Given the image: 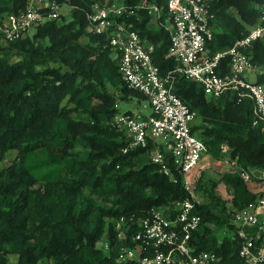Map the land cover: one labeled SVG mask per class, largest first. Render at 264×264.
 Here are the masks:
<instances>
[{
	"label": "trees",
	"instance_id": "1",
	"mask_svg": "<svg viewBox=\"0 0 264 264\" xmlns=\"http://www.w3.org/2000/svg\"><path fill=\"white\" fill-rule=\"evenodd\" d=\"M59 1L73 7L67 21L46 20L15 42L0 40V264H136L117 259L123 247H135L139 221L189 193L171 154L168 166L177 182L152 162V144L123 152L129 140L114 122L122 114L118 102L148 99L124 82L109 36L89 30L86 12L108 0ZM167 1L125 0L139 7L129 21L155 46L153 62L162 77L177 67L167 57L170 31L143 4L159 6L166 24ZM210 2L217 21L211 53L246 35L264 6V0ZM27 7L28 0H0V15ZM253 54L254 62L264 63V40L254 44ZM230 63L229 57L222 61L220 75L230 71ZM173 90L198 113L191 130L206 154L246 169L264 168V132L254 125L251 99L236 92L208 99L200 84L180 74ZM231 170L198 179L202 224L192 244L198 252L217 254L222 264H242L236 239L222 237V231L231 226L229 210L257 194ZM122 218H133L127 231L120 227ZM105 241L108 252L99 246Z\"/></svg>",
	"mask_w": 264,
	"mask_h": 264
},
{
	"label": "built area",
	"instance_id": "2",
	"mask_svg": "<svg viewBox=\"0 0 264 264\" xmlns=\"http://www.w3.org/2000/svg\"><path fill=\"white\" fill-rule=\"evenodd\" d=\"M167 2L168 23L172 29L161 21L159 6L143 4L148 15L170 31L167 57L174 59L177 67L167 77L160 75L153 62L155 46L143 41L129 21L138 15L139 7L129 6L125 0H108L106 4H93L86 15L90 32L109 36L111 46L119 54V71L124 82L130 89L145 95L152 107L148 116L127 113L115 118L116 126L126 132L129 140L123 152L126 154L134 148H147L152 144V162L158 164L171 181L177 182L168 166L167 154L174 157L184 178L198 166L207 147L191 130L198 113L173 90L176 74L200 84L208 99L218 100L228 92L251 99L254 125H261L264 132V83L259 82V77L264 76V63L253 59L254 44L264 40V6L258 24L246 35L236 40L232 47L211 53L208 45L215 37L217 21L210 0ZM62 6L66 5L59 0H28L25 11L0 15V40L15 42L46 20L60 19ZM227 57L231 60L230 71L220 75L222 61ZM251 76L256 79L251 80ZM229 163L231 172L240 174L251 184V191L257 197L242 208L229 210L231 226L222 231V237L236 239L242 264H264V168L246 169L235 161ZM183 183L189 196L175 201L168 210H154L150 216L141 219L133 236L135 247H123L118 263L222 264L217 254L198 252L192 244V238L202 224L197 209L203 201L192 185ZM133 222V218L129 221L122 218L119 223L127 231ZM102 247L108 252L109 241Z\"/></svg>",
	"mask_w": 264,
	"mask_h": 264
},
{
	"label": "crops",
	"instance_id": "3",
	"mask_svg": "<svg viewBox=\"0 0 264 264\" xmlns=\"http://www.w3.org/2000/svg\"><path fill=\"white\" fill-rule=\"evenodd\" d=\"M256 77V76H255ZM264 76L259 77V80ZM133 113V112H132ZM151 115V114H150ZM148 116V115H143ZM199 123V119L194 124ZM231 166L229 162H219L211 158L208 154H204L197 167L192 169L184 178L183 182H186L196 187L198 179L204 174L207 177H217L218 174L230 171Z\"/></svg>",
	"mask_w": 264,
	"mask_h": 264
},
{
	"label": "rangeland",
	"instance_id": "4",
	"mask_svg": "<svg viewBox=\"0 0 264 264\" xmlns=\"http://www.w3.org/2000/svg\"><path fill=\"white\" fill-rule=\"evenodd\" d=\"M62 15L60 17V23L64 22V21H67L69 18H70V15H69V12H70V8H68L67 6H62ZM166 24L167 26L172 29L171 27V24L168 23V21H166ZM2 43L6 44V42L2 41ZM256 77L255 76H251V80H255ZM118 108L120 110V113L122 114H125L127 112H133V113H136V114H141V115H150L152 113V107L149 103V101H146V100H133V101H130V102H127V101H122V100H119L118 102ZM14 156V153H10L9 156H8V160L11 159V157ZM222 188L223 186L221 185L220 186V191L222 192ZM201 198V197H199ZM202 201L203 198H201ZM231 235V234H229ZM103 245L102 244H99V246L101 247Z\"/></svg>",
	"mask_w": 264,
	"mask_h": 264
}]
</instances>
